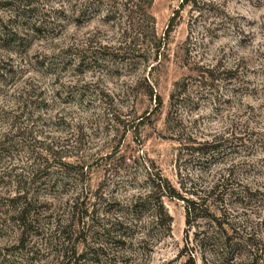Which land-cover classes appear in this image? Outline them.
Masks as SVG:
<instances>
[{
    "label": "rangeland",
    "instance_id": "1",
    "mask_svg": "<svg viewBox=\"0 0 264 264\" xmlns=\"http://www.w3.org/2000/svg\"><path fill=\"white\" fill-rule=\"evenodd\" d=\"M180 1L0 0V141L5 136L7 148L0 176L9 173L13 182L37 169L36 179L57 182L38 194L60 203L78 196L86 223L71 227L67 250L75 256L64 260L62 242L48 237L51 226L17 250L13 226L0 224V264H184L193 229L186 230L181 202L162 198L169 232L152 226L142 241L151 208L133 221L123 214L131 196L147 191V175L176 185V168L195 190L228 175L209 209L220 215L221 201L236 233L251 229L258 241L252 264H264V0H196L200 15L178 10ZM215 64L235 68L232 80L217 76L199 88L197 67ZM174 83L186 93L172 107ZM243 122L254 129L244 147L230 139ZM186 136L228 140L204 160L179 143ZM53 155L82 170L58 165ZM12 185L0 180V198ZM243 185L255 193L241 210L227 195L240 196ZM3 205L0 199V212ZM55 208L45 215H59ZM121 217L122 225L109 228ZM85 245L98 251L75 259ZM242 259L213 264H250ZM194 264H201L197 255Z\"/></svg>",
    "mask_w": 264,
    "mask_h": 264
},
{
    "label": "trees",
    "instance_id": "2",
    "mask_svg": "<svg viewBox=\"0 0 264 264\" xmlns=\"http://www.w3.org/2000/svg\"><path fill=\"white\" fill-rule=\"evenodd\" d=\"M125 1L129 3H137L138 0ZM201 4L202 6L205 5V3ZM208 4L210 3L207 2V5L205 6L208 7ZM197 5H199V3H197L196 0H181L178 10H182L183 8H195L200 15L201 7ZM167 32L165 34H167ZM13 35H15V33H13ZM77 59L79 60V57ZM235 71V68L222 67L216 64L204 66L199 65L194 75L197 83L196 85L199 88H208L213 85L217 76H219L223 81L230 82L232 77L235 75ZM173 88L174 90H172L169 94V102L172 107H175L177 103L183 100L186 90L182 87V84L179 83H174ZM155 100L157 104L156 106H160V98L157 96ZM235 131L233 130L234 137H231V134L230 139L235 140L236 146H243L245 143L244 136H246V134H252L254 129H248L246 124L243 122L241 124H236ZM4 138L5 136H3L0 141V152L7 149L4 147ZM179 140V143L185 150H189L190 153L197 156L198 159L206 160V158H210L213 154L217 153L222 144L228 139L224 136H213L210 140L196 142L186 136L184 140H181V138ZM56 158H59V160H56L58 162L57 164L62 165L66 169L82 170V165H79V163L76 165L62 163L60 161V157H55L54 155L52 160ZM43 160L45 162L49 161L48 159ZM43 170H46V167H44ZM21 171L24 172L23 170ZM38 172L39 171L37 169H33L30 171L29 176L25 178L21 177L22 175L20 176L19 174L14 176L13 182L9 179V173L6 175L2 174L0 176V180L6 177L11 184L13 183L12 187H10L13 189L9 190L10 193L8 194L7 192L5 198H0L6 202V205H3L5 207L3 209L4 211L0 212V224L5 223L13 226L15 231V240L11 247H15L17 250H21L33 237L42 238L43 225H49L51 226L52 231L48 234V237L52 238L56 243H59L58 241L62 242L59 244L61 248L60 258L63 260L66 259L67 253L70 254V257L74 258L75 253L73 247L69 250H67V248L70 242L71 227L80 226L79 228L83 230V226L86 225L85 221H82L81 215L78 214L79 210H81L79 207L82 200L78 196H75L67 199L64 203H60V199L57 200L56 197H51L49 195L40 196L37 192V188L39 186L50 184L56 185L57 182L55 180L46 182L45 180H38L39 178L36 179V174ZM25 174L27 175L26 172ZM176 177H178V180L176 185H173L159 173L147 175V191H145V193H139L138 195L131 196L127 202V205L125 206V213L123 214L134 216V218H131L132 221L140 218V215L142 214V211H144L143 209L145 207H150L152 210L149 221H146V223L141 227L142 229L139 236L140 241L147 236V231L152 229V226L157 229L160 228L163 230L164 234H168L171 218L166 214L162 207V198L175 200L181 202L183 205L184 225L187 228L186 230L193 229V233L191 234L193 245L188 249L189 255L187 256L184 264H194L196 255L199 257L201 264H213L216 259L230 262L233 260H243L242 258H246L245 260L252 264L258 251V241L256 242L255 237L251 233V229H249L250 234L245 233L244 236L236 233L235 230L239 231V229H236L232 224H229V222L223 219L225 209L224 206H222L221 201L216 205L219 206V208H217L219 209L218 212L221 213L220 215L215 217L209 209L208 204L212 196L216 192H220V190H226L227 187L223 188V182L227 181L226 178L228 175L227 177L222 176L219 179L217 178L214 183L211 182L206 184L203 188L199 187L196 190L194 189L196 187L195 184L190 181L188 177H181L179 168H176ZM186 182L188 185H186ZM33 186H37L36 189H32ZM4 188L6 189L7 187ZM231 193L232 194L227 195L229 199L233 198L230 204L238 205L239 208L243 210L244 208L242 206L243 204H246L243 203V201H249L254 195L255 190L250 189L248 185H243L240 189V196H238L234 191H231ZM238 197H240V199ZM55 205L58 207L55 208ZM52 206L53 210L55 208V211H57L59 215H54L52 217V213L50 211L46 216V212L49 211ZM83 214L86 216V211H83ZM78 217H80L81 221ZM46 220L52 221L51 223H44ZM199 220L204 221V226H198ZM123 223L124 219L121 217L114 220V223L110 222L108 225H111L109 228H112L116 225L119 227ZM225 225L230 229V233H228V230L224 227ZM184 245H186V243ZM185 249L186 247H183V250ZM96 251H98L97 247H88L85 245L82 252L77 255L75 259H84V257L88 254L93 256ZM58 264H60V262Z\"/></svg>",
    "mask_w": 264,
    "mask_h": 264
}]
</instances>
